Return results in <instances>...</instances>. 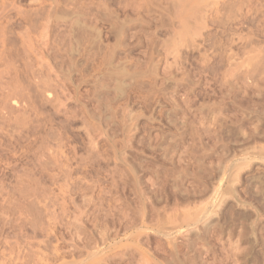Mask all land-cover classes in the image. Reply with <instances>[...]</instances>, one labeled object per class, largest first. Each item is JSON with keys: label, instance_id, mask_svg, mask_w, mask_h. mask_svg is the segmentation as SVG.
<instances>
[{"label": "rangeland", "instance_id": "rangeland-1", "mask_svg": "<svg viewBox=\"0 0 264 264\" xmlns=\"http://www.w3.org/2000/svg\"><path fill=\"white\" fill-rule=\"evenodd\" d=\"M0 264H264V0H0Z\"/></svg>", "mask_w": 264, "mask_h": 264}]
</instances>
